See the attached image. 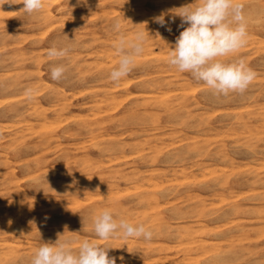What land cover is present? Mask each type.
I'll list each match as a JSON object with an SVG mask.
<instances>
[{"label":"rangeland","instance_id":"1","mask_svg":"<svg viewBox=\"0 0 264 264\" xmlns=\"http://www.w3.org/2000/svg\"><path fill=\"white\" fill-rule=\"evenodd\" d=\"M192 2L44 0L28 15L0 0V264H31L64 232L117 248V264H264V0H240L248 43L236 55L256 77L228 96L167 63L183 29L152 18ZM117 19L128 38L150 36L113 82ZM54 45L68 56L50 58ZM105 208L152 239L100 240Z\"/></svg>","mask_w":264,"mask_h":264},{"label":"clouds","instance_id":"2","mask_svg":"<svg viewBox=\"0 0 264 264\" xmlns=\"http://www.w3.org/2000/svg\"><path fill=\"white\" fill-rule=\"evenodd\" d=\"M15 3V0H7ZM87 4V0H78ZM23 11L31 15L44 8V0H22ZM245 5L240 0H193L192 3L161 11L153 22L171 32V24L179 18V36L169 47L167 63L181 73H190L197 82H203L216 95L244 93L256 77L246 59L237 56L248 43V21ZM141 24L146 25L147 22ZM117 19L113 30L118 34L113 47L118 65L110 72V80L119 82L127 77L143 54L149 35L146 28L128 38ZM159 36V33L156 34ZM70 47L52 46L47 55L60 59L68 56ZM66 72L63 64L50 69L51 79L60 80ZM35 89L27 88L25 96L32 100ZM95 236L103 241L130 237L151 240L153 232L143 224L134 225L123 217L117 219L108 208L93 217ZM112 248L88 239L58 234L55 242H44L35 251L31 264H117V257L109 256ZM123 261V256L119 257Z\"/></svg>","mask_w":264,"mask_h":264},{"label":"bare ground","instance_id":"3","mask_svg":"<svg viewBox=\"0 0 264 264\" xmlns=\"http://www.w3.org/2000/svg\"><path fill=\"white\" fill-rule=\"evenodd\" d=\"M3 1H5V0H3ZM177 1H179V0H177ZM1 2H2V1H1ZM183 3H184V2H183ZM1 4H2V3H1ZM47 4H48V3H47ZM168 4H170V3H168ZM165 5H166V4H165ZM183 5H184V4H183ZM166 6H167V5H166ZM181 6H182V3H181ZM171 7H172V6H171ZM0 14H1V13H0ZM46 14H47V13H46ZM47 15H48V14H47ZM258 16H259V15H258ZM155 41H156V40H155ZM168 45H169V44H168ZM164 46H165V45H164ZM166 47H167V46H166ZM111 61H112V60H111ZM126 84H127V83H126ZM126 84H125V85H126ZM121 85H122V84H121ZM125 85H124V86H125ZM122 87H123V86H122ZM114 89H116V88H114ZM112 91H113V90H112ZM161 97H162V96H161ZM96 99H97V98H96ZM117 101H118V100H117ZM100 105H101V104H100ZM116 106H117V105H116ZM96 107H97V106H96ZM113 108H114V107H113ZM113 108H112V109H113ZM33 110H34V109H33ZM37 112H38V111H37ZM261 118H262V117H261ZM263 119H264V118H263ZM41 127H42V125H41ZM263 129H264V128H263ZM30 132H31V131H30ZM32 134H33V133H32ZM34 136H35V135H34ZM24 139H25V138H24ZM90 142H91V141H90ZM90 142H89V143H90ZM15 144H16V143H15ZM45 152H46V151H45ZM83 165H84V164H83ZM89 166H90V165H89ZM139 178H140V177H139ZM258 181H259V180H258ZM159 186H160V185H159ZM9 202H10V201H9ZM155 202H157V201H155ZM147 203H148V202H147ZM157 203H158V202H157ZM13 205H14V204H13ZM154 205H156V204L154 203ZM145 206H146V205H145ZM149 206H150V205H149ZM208 207H209V206H208ZM151 208H153V207L151 206ZM30 210H31V209H30ZM14 215H15V214H14ZM15 218H16V217H15ZM25 220H26V219H25ZM25 220H24V221H25ZM256 220H257V219H256ZM2 221H3V220H2ZM12 221H13V220H12ZM10 222H11V221H10ZM10 222H9V223H10ZM25 222H26V221H25ZM11 223H14V221L11 222ZM26 224H27V223H26ZM16 225H17V224H16ZM16 227H17V226H16ZM241 227H242V226H241ZM243 227H244V226H243ZM14 228H15V227H14ZM14 228H12V230H13ZM15 229H16V228H15ZM15 229H14V230H15ZM18 229H19V228H18ZM176 230H177V229H176ZM176 230H175V231H176ZM240 230H241V229H240ZM7 231H8V230H7ZM10 231H11V230H10ZM20 232H21V231H20ZM20 232H19V233H20ZM7 233H10V232H7ZM15 233H18V231H17V232L15 231ZM15 233L12 234V235L14 236ZM176 235H178V234L176 233ZM9 236H11V235H9ZM183 236H184V235H183ZM196 236H197V235H196ZM179 237H180V235H179ZM179 237H177V238L179 239ZM18 239H19V238H18ZM235 239H236V238H235ZM19 240H20V239H19ZM231 240H232V239H231ZM239 240H241V239H239ZM5 244H6V243H5ZM11 244H13V243H11ZM180 244H182V243H180ZM14 245H15V244H14ZM19 245H20V244H19ZM19 245H18V246H19ZM16 248H17V247H16ZM8 250H9V249H8ZM13 250H14V249H13ZM13 250H12V251H13ZM14 253H15V252H14ZM155 258H156V257H155ZM118 264H120V263H118Z\"/></svg>","mask_w":264,"mask_h":264}]
</instances>
